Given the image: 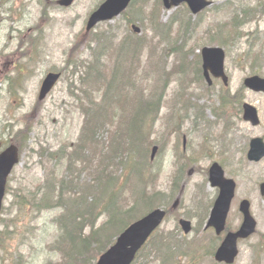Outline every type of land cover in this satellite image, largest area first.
I'll use <instances>...</instances> for the list:
<instances>
[{"label": "rangeland", "instance_id": "374dc122", "mask_svg": "<svg viewBox=\"0 0 264 264\" xmlns=\"http://www.w3.org/2000/svg\"><path fill=\"white\" fill-rule=\"evenodd\" d=\"M101 1L74 0L73 5L67 9H60L53 2L48 8V16L42 18L41 16H43L46 8L40 0H0V141H3L1 139L9 140L8 138L12 134L16 143H20L21 140V149L23 150L20 163L14 168L7 184V197L4 202L5 210L3 212L5 223L0 226V264H12L15 256H20V264H92V259L96 257L97 248L94 241H89V246L84 245L83 248H77V246H82V243L71 244L69 242L70 239L59 236V219H61L60 217L65 211L62 205L56 210L34 211L32 210L31 200L35 193L39 196L41 185L48 175H50V180L52 178L55 180L60 178L59 183L63 185L65 192L67 191L68 180L63 176L62 169L59 170L58 167L54 166L55 161L40 160L35 154L39 146L48 148V150L53 152L61 149L65 151V155L67 152L72 153V151H88V148L86 150H78L77 146L83 125L82 108L88 104L85 92L90 88V84L85 80H77L76 82L75 79H72L69 70H66L64 64L67 53L71 51L74 57L80 58V55L81 59L91 61L92 55L96 53L99 46L91 44L88 39L99 40V42L111 41L117 47L121 39L128 35V32H131V24L126 25L127 21L120 17L112 22L97 26L93 32L87 35L85 32L86 20L91 11ZM213 1L222 4L226 0ZM229 1L231 2L232 0ZM257 1L263 2V0H234L235 7L231 9L222 8L220 11H215V8L213 9L212 7L199 18L195 19L190 16L196 22L203 20L202 25L189 24L185 32L181 31L179 33H185L184 54L180 53V55H183L187 61L193 62L195 68L196 61L199 60L194 56L196 47L204 44H207L206 46L215 45L212 43L219 41L224 43L229 51V59H227V69L231 75L229 86L227 90H222V84L215 82L212 90L219 95L216 104L219 103L225 106L228 104L231 105V108L218 109V112L221 109L223 110L220 112V116L217 117L212 108L208 109L210 107L208 102H205L207 105L206 110L202 108L196 110L200 120L205 121L200 128L198 125L199 120L194 123V118L192 119L195 112L190 118L184 112L188 108L183 106L170 107L169 109L163 107L162 113L157 115V122H153V119H157L156 117L152 121H146L144 124L139 121L148 134H151L152 138L163 144L162 150H157L155 159L152 162L146 158L135 160L136 167L140 169L148 165L152 166L151 175L155 187L151 193L155 199L150 201V205L156 207L165 206L169 209L175 199H179V204L175 210H171L161 227V232L155 237L141 257L137 259L136 264H159L157 258L154 263L151 262L149 256L156 254L153 244L159 241L164 231L172 232L177 239L180 238L185 249H189L181 254V257L177 258V264H210V260L199 259L196 254L191 256V260L187 258L188 253L196 249V246L193 245L196 244V239L203 243L208 241L209 235L199 234L198 230L201 229H198L192 236L187 235L184 237L180 230L177 231L179 219H190L192 215V218H194L196 215L192 212L194 210H202L197 208L200 205L209 209L211 199H213L211 197L212 190L206 185V178L198 170L193 169L192 166H178L174 163L176 162V152L180 153L183 149V138L188 141L186 153H190L191 148L195 147L196 142L199 141L200 135H205L206 133L211 137L213 143L222 145L225 150L229 148L231 160L228 164L227 175L236 176L238 196L249 197L254 203L252 207L253 213H257L262 224L261 229H264V213L258 208L262 204L256 186L257 180L261 178L262 174L264 175V171L261 166L249 165L241 158V154H243L242 142L247 138L249 124L242 121L241 102L240 99L235 97V93L243 94L247 97L245 101L253 102L254 97L243 89L241 91L238 90L240 81L244 76L255 70L260 72L259 75L264 76V20L253 24L251 15V18H246L247 21L249 20L248 23H244V18L238 21L241 17L240 8L248 5L253 6ZM153 7L157 8L159 12L156 24L160 26V30L165 33L168 28L164 27V25H168L170 22L172 23L170 36L174 37L175 33L179 31L176 15L178 14L179 19L182 20L183 6L167 12L163 7L160 9V7L152 5V0L148 6L143 3H137L127 12V19L140 27V36L143 35V38H149L151 33L148 30L149 20L147 17L150 19V9ZM237 8H239V11L236 10ZM188 35L191 38L186 41ZM40 51H43L44 54L42 55ZM247 52H251L249 56L256 57L257 55L258 59L256 58L257 60L253 61L247 56ZM10 60L15 62L14 67L11 62L8 63ZM173 60L174 57L167 64L168 69H171V85L165 100V103L169 104L168 106L173 105L171 103L180 85L179 77L174 74ZM162 61H164V58ZM18 62L19 64H17ZM17 67L22 68L18 81L20 87L14 88L16 86L15 80V82L11 83L12 92L9 94L8 90L11 87L5 83L7 77L15 75ZM258 67L262 68V70L256 69ZM50 69H62L65 75L48 95L46 101L42 103L38 117L39 122L32 124L33 130L30 135L17 137L15 126L17 122L28 118L32 105L37 101L36 93L40 81ZM189 77L192 83L188 87L193 85L198 88V91L191 93V101L189 103L193 105V99L203 98V94L206 92V84L204 81H197L192 75H189ZM135 84L139 87L137 89L144 91L147 102L157 92L154 89V81L149 82L147 90L142 89L140 80H136ZM72 85L74 87H70ZM161 85L162 81H159L157 87H161ZM19 91L24 93L23 97L17 95ZM142 94L133 92L129 96L135 99L137 103H140L139 99L142 98ZM221 95L226 99L225 104L220 97ZM76 97L79 98L78 103H75L74 99ZM259 102L260 105L264 104V98L260 99ZM199 103H203V101L200 100ZM141 106L142 109L146 107L144 103ZM168 110L172 115L176 111V117L181 123L171 122L169 124L168 121L166 122L165 114ZM111 118L108 115L103 116L102 119L107 121ZM260 118L263 119L262 125L264 126V116H260ZM118 125V120L113 121V127L111 128L110 126V133H113ZM172 127L176 128L172 129ZM224 129L228 132L229 140L226 137L222 138V140L220 139V132ZM91 131L90 127L85 130L87 138L85 144L89 141L88 136ZM173 132H176V135H173ZM106 135L101 134L98 137V140L103 142L102 144L92 146L90 149L92 152L91 161L95 165L101 156L108 153L107 146L110 145V138H106ZM174 140L177 141L176 144L173 143ZM103 145H105V151H103ZM32 150L34 151L33 154H31ZM60 162L61 168L65 169L66 160L61 158ZM205 166L206 163L204 162L200 165V168L204 169ZM90 174H92L91 171L83 176L73 177L70 173L68 174L69 178L73 179L72 184L76 185L74 189H77L79 193L77 197H80V193L87 196L80 189L87 187L88 182H92L89 178ZM121 175L126 177L123 182L119 183L123 190L130 186L131 181L127 179L129 171L126 170ZM181 180H185L182 186L180 185ZM79 182L80 187L77 185ZM179 189H181L180 192ZM16 194L24 197L23 200L21 199L22 205L19 209L16 206V199H19ZM117 200H122L120 202L123 211H125L129 208L128 206L133 199L130 194L121 192L117 194ZM138 213L139 211L134 210L132 214H126L125 219L127 220ZM103 220V217L99 219L87 217L83 222L81 234L88 236L91 230L90 226L100 225ZM108 229L111 232L106 234V236L112 235L114 231L113 227ZM77 236L78 234L72 237L75 239ZM103 237H105V234L101 235V239ZM253 241L244 242V245L242 243L239 246L237 264H246L245 259L248 258L249 254L247 248H250L252 253L260 254L258 257L260 261L255 262L256 264H264V259H262L264 257V246L259 250ZM4 247L5 255H3ZM60 249L64 253V259H60L62 256L58 252ZM177 253H180V251ZM178 259L181 260L178 261Z\"/></svg>", "mask_w": 264, "mask_h": 264}, {"label": "trees", "instance_id": "16d2710c", "mask_svg": "<svg viewBox=\"0 0 264 264\" xmlns=\"http://www.w3.org/2000/svg\"><path fill=\"white\" fill-rule=\"evenodd\" d=\"M146 0H133L131 7L137 3H143ZM154 20H151L149 23L148 28L153 32V36L149 39L147 38H137L133 39L131 37L123 39L117 47L111 42L107 41L105 43L99 42L98 40H94L96 45L101 46L99 49H103L102 51H98L92 55V60L90 61L89 65L85 66L83 63H80V66L74 69L73 73L80 71L79 68L84 69L83 70V76L79 74L78 79L79 80H89L90 88L85 92L87 96V101L91 105L90 107L85 106L82 108V112L85 115L83 127L91 128L92 131L90 135L88 136V142L85 144L87 138L85 134V129L82 133L81 138L79 139L80 144L77 146L78 150L88 148V151L85 152H79L75 151L72 155L69 157V166L67 168V171L74 175V173H80L82 170L75 169L73 157H84L87 158L88 162V173L91 170L90 167L92 165L91 163V156L92 152L90 151L92 146H96L99 144H102L103 142H100L98 140V137L101 134H107L106 138H110V145L107 146V151L105 155L101 156V158L98 161V167L99 164L101 165L100 169H95L93 171L94 173V182L95 178H100L102 175H104L105 179L108 180L110 176L108 173L112 175L111 171H108V168L110 165L113 164L114 159L116 157H120V159L117 161L118 163H115L114 166H121L123 169L127 168V164L129 162H132L130 167L134 165L135 157L140 151L143 149L141 144L143 145V141L141 144L139 143L141 141V137L146 134V131L144 127L139 123L140 119L141 122L144 124L145 120L147 119L146 115H138L139 112H141V106L139 105L143 100L139 99L141 102L137 103V101L133 98H131L129 95L131 93H137L141 94L144 93V91H141L140 89H135V83L134 82H127L126 80L133 79L135 77V71L132 66V61L134 62L135 56L137 55L138 51H142L143 47H147L149 51V56L146 60V64L144 67V71L147 70V77L149 78L150 74L153 73L152 80L155 82V85L161 81L162 79H166L167 75L165 74V66H162V59L165 57V55L169 52L170 54H175L178 52V47L180 45L179 41H181V38L179 37V31L175 33L174 37L170 36V30H171V24L168 23V25H164V27H167L168 30L164 33V36L159 33L160 26L156 24V22H153ZM188 22V21H187ZM158 34L159 36H157ZM93 40V39H92ZM107 48H111V52H107ZM169 48V50H168ZM114 54V55H113ZM103 57H108L109 60H115L112 68L109 70H106V67L104 64H102L101 59ZM112 56L115 58L113 59ZM162 66V67H161ZM137 67L140 68V63H137ZM174 69L179 68V66L174 65ZM110 73V74H109ZM109 78V79H108ZM119 80V81H116ZM137 86V85H136ZM157 86V85H156ZM104 88V90H102ZM137 88H139L137 86ZM102 94V100L101 104H97L94 101V95L100 93ZM89 93V94H88ZM162 94V88L160 90V93ZM156 105L154 103H150L148 107L144 110H149L153 112V106ZM103 106H105L107 109L111 111L112 118L110 120H103L101 116L95 115V112L99 109L102 110ZM133 109L132 113L133 115L126 114L128 109ZM117 109H120L119 111L122 112V114H116L118 111ZM125 112V113H123ZM108 116V115H106ZM118 120L119 125L117 126V129L113 133H110V126L113 127V121ZM97 137V138H95ZM84 139V141H83ZM84 144V145H82ZM128 144V145H127ZM127 145V146H126ZM126 146V147H125ZM103 151H105V145H103ZM43 156V154H41ZM107 161L106 165L103 164L104 161ZM85 167V164L84 166ZM111 167V166H110ZM112 180L115 181V176L112 177ZM72 182V181H71ZM107 183V181H106ZM108 182L107 184H109ZM51 193L57 192V201L56 204L62 205L66 211L65 214H63L59 219V225L61 230V237L65 239H70L71 244L75 243H82V246H77V248H83V246H89V241H95L96 236L98 233V230L93 229V225H91L90 233L87 236H83L81 234V229L79 230V233L77 232L78 227V220L81 219L85 212L84 208V202L85 198L84 196H81L80 198L73 197L72 199L69 198L66 203H62V198L64 196V189L60 185L59 188L56 187L55 184H53V188L51 190ZM69 194H74V189L69 188L68 190ZM115 196V195H114ZM111 202L109 203L106 211L110 214L109 220L107 221L104 226L112 224L115 219L118 217L115 216L116 212L118 211L117 202L110 199ZM86 203V202H85ZM68 205L70 206L68 208ZM91 207L93 204H89ZM95 208L92 209V212H94ZM119 223V222H118ZM121 226L123 225L120 224ZM119 226V225H118ZM124 228V226H123ZM122 228V229H123ZM78 236L73 239L72 236L77 235ZM75 247V246H73ZM85 249H88L87 247H84ZM97 248V254L102 252L101 249L102 246L96 245ZM102 250L99 252V250ZM64 253H63V259H64Z\"/></svg>", "mask_w": 264, "mask_h": 264}, {"label": "flooded vegetation", "instance_id": "af4514ba", "mask_svg": "<svg viewBox=\"0 0 264 264\" xmlns=\"http://www.w3.org/2000/svg\"><path fill=\"white\" fill-rule=\"evenodd\" d=\"M34 1V0H33ZM48 3V0H46ZM212 1V0H210ZM216 1V0H215ZM234 0H232L231 2L229 0L224 1L222 4L227 2V7L231 6L232 7V3ZM216 3H213V6ZM218 11L222 10V9H217ZM237 11H239V8L236 9ZM240 13H241V18H244V23H248L249 20L247 21L246 18L250 17L251 15L253 17V20L251 21L253 24L254 23H259L260 21L264 20V0L263 2H256L255 5L253 6H243L240 8ZM202 15V14H201ZM200 15V16H201ZM199 24L198 26L202 25L203 20H199L198 21ZM204 46L200 45L198 47H196L195 51H196V57L199 59L197 62L198 65V70H200V78H198V80L200 82L203 81V74H204V57L202 55V50ZM44 49V48H43ZM20 51H22V49H20ZM40 53L43 55V51H40ZM251 52H247V56L252 59L253 61L256 60V57L254 56H249ZM225 55L226 58L229 59V51L226 48L225 49ZM12 57V56H11ZM12 63L13 67L15 66V62L10 60L8 63ZM213 64H217L216 61L212 62ZM19 64V62L17 63ZM211 68H215L216 66H211L208 70V75L213 76V83L212 85H215L214 82H218L219 84L221 83L222 80L220 79H216L214 78L216 71L215 70H211ZM258 70H262V68H256ZM226 70V74L228 76V78L230 79V74L228 73V70ZM22 71V68L17 67L15 69V75L13 77H7V81L6 83L11 87L8 90V93L11 94L12 92V84L13 82H15L16 80V88L19 87V76H20V72ZM53 71V69H52ZM51 72V71H50ZM48 72H46L45 74H47ZM44 74V75H45ZM248 76H250V74H248ZM243 83V81L241 82ZM196 91H198V88L196 87ZM212 91V90H209ZM17 95L19 97H23L24 93L22 91H19L17 93ZM37 95V93H36ZM218 93H213V95L211 94H206V98H202L203 102H207V99H214V100H218ZM251 96L254 97V101L253 102H247L245 101L246 96L243 94H238L235 93V97L237 99H240L241 101V106H240V111H241V118H242V113H243V106L244 104H247L249 106H252L256 109L257 115L259 117V124L256 126H252V125H248L249 126V131L247 133V138L245 141H243V154H241V158L249 165H254V166H261L262 170L264 171V126L262 125L263 123V119L260 118V116H264V104L260 105L259 100L264 98V93H251ZM36 102H34L33 104V108L35 107ZM209 106H211V103H208ZM204 107L206 110V105L204 103ZM225 108H231V105H226ZM208 109H211L210 107H208ZM226 109V110H228ZM184 110V109H183ZM213 110V109H212ZM223 110V109H222ZM221 110V111H222ZM230 111V110H228ZM184 112L187 114V116H189L191 118L192 114H194V116H192V119L197 115L196 110L189 108L184 110ZM175 115H176V111H174ZM243 120V119H242ZM167 122V120H166ZM172 122L174 123H181V121L179 119H174L172 120ZM193 122H197V119H194ZM171 122H169L170 124ZM180 127V125H179ZM176 127H172V129H175ZM173 135H176V132L172 133ZM228 138L229 140V136H228V132L226 129L222 130L220 132V139L222 140V138ZM9 140H13V135L11 134L8 138ZM3 141H0V150L3 148V146L5 145L4 142H6L5 139H1ZM198 142H196V146L191 148L190 153H186V147L188 144V141H186L185 138H183V149L182 151L176 156V163L178 162L177 165L179 166H183L186 165V163H189L190 165H192V168L195 170H198L203 176L204 178H206V185L209 189L212 190V194L211 197H213V199H211V204L209 205V209L207 208H203L202 205H200L199 209L202 210H194L192 213H195L194 215H196L194 218L193 215L190 217V219H187L190 221L191 223V232L189 233V235H193L195 234V232L198 229L199 234H207L209 235V239L208 241H205L203 243H201L200 240L196 239V255L198 256L199 259L205 260H210V264H224V263H216L215 261L212 262L213 257H214V248L215 245L219 246V244L222 242V240L224 239V237L226 235L229 234H235L239 231L240 229V225L243 224L245 222V215L243 213V209L241 208V205L243 203H245L244 209L247 211V214L249 216V218L251 220H253L254 222V230L252 233H249L246 236H239L236 239V248H237V255L236 258L234 260V262L232 264H237L238 260H239V246L244 242H249L251 240H254L253 242L258 246V249L260 250V248L262 246H264V229H261L262 224L260 221L259 216L257 215L256 212L253 213L252 207L254 206V203H252V201L249 199V197H239L238 196V184L236 181V176H228V164L231 160V155H229V148H225L217 143H213L211 140V137L206 133L205 135H200V138H198ZM174 144L177 143L176 140L173 141ZM217 149V150H216ZM206 163V166L204 169L200 168V165L202 163ZM219 166L222 171L224 172V176L226 178V180L234 185V190H233V197L230 201L229 204V208H228V212H227V216H226V220H225V227L224 230L221 234L217 235L215 230L212 227H207L208 226V219L210 218L211 215V211L214 207V202L218 196L219 190L217 189H212L210 184H209V174L210 171L212 169L213 166ZM191 174V173H190ZM200 174V175H201ZM257 192L258 195L260 197V201L261 204L260 206H258V208L261 210L262 213H264V175H261V178H259L257 180ZM214 190V193H213ZM196 207V206H195ZM185 219V218H184ZM249 254H248V258L245 259V263L246 264H256L255 262H259L260 259L258 258L260 256L259 253H252L250 251V248H247ZM264 259V257L262 258ZM261 264V263H259Z\"/></svg>", "mask_w": 264, "mask_h": 264}, {"label": "water", "instance_id": "95a60500", "mask_svg": "<svg viewBox=\"0 0 264 264\" xmlns=\"http://www.w3.org/2000/svg\"><path fill=\"white\" fill-rule=\"evenodd\" d=\"M72 0H63L59 4L63 6H68ZM130 0H107L102 4L92 15L90 16L87 23V30H90L95 24L102 21L111 20L114 16H117L121 11H123ZM164 7L169 10L171 7H176L181 3H186L193 14H196L206 6L204 0H162ZM136 32L139 30L134 28ZM221 54L218 50H207L204 54ZM216 60L217 64L214 66H220L221 55H218ZM214 60L208 55V58L204 59V70L206 71L210 68ZM214 70V68L212 69ZM216 70V69H215ZM216 76H222L221 66L216 70ZM59 78V74L48 75L42 83L40 90L39 99H43L45 95L52 89ZM258 83V82H257ZM246 85L252 89L257 90L258 86L256 84V79H251L246 82ZM264 90V88H262ZM246 120H250L253 124L255 121V112L250 108L246 110V115L244 116ZM17 149L15 147H10L6 151L0 154V209L1 202L4 196L5 185L8 175L10 174L13 166L17 164ZM219 178L214 174L211 178L213 181L212 185L220 186L221 193L214 205L209 226H213L217 233H220L224 227L225 216L229 206L230 199L233 194V185L220 179L222 173L219 172ZM245 203L242 204L241 208L245 215V222L237 234H229L224 240L223 244L220 246L215 257L218 261L231 262L235 256V241L239 236L248 235L253 229V222L249 218L247 211L244 209ZM165 213L161 210H155L149 213L147 216L141 220L130 225L117 239L116 244L105 254H103L96 264H130L134 258V255L138 249L146 242L148 237L152 232L161 224ZM180 225L184 232L189 231V223L185 221H180Z\"/></svg>", "mask_w": 264, "mask_h": 264}]
</instances>
